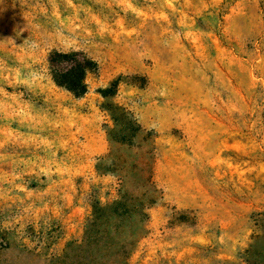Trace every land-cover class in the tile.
Masks as SVG:
<instances>
[{
  "label": "rangeland",
  "instance_id": "374dc122",
  "mask_svg": "<svg viewBox=\"0 0 264 264\" xmlns=\"http://www.w3.org/2000/svg\"><path fill=\"white\" fill-rule=\"evenodd\" d=\"M56 52L95 63L85 95ZM132 197L127 250L98 245ZM118 255L264 264V0H0V264Z\"/></svg>",
  "mask_w": 264,
  "mask_h": 264
},
{
  "label": "trees",
  "instance_id": "16d2710c",
  "mask_svg": "<svg viewBox=\"0 0 264 264\" xmlns=\"http://www.w3.org/2000/svg\"><path fill=\"white\" fill-rule=\"evenodd\" d=\"M50 71L54 83L66 91L70 92L76 97H81L87 92L86 77L89 72L95 69L96 65L93 61L87 59L86 57L81 56L78 53H60L56 52L51 55L50 60ZM137 130H134V134ZM135 135H133L134 137ZM141 201L137 198H123L121 200L111 203L106 208L100 207L98 209V220H99V231L97 235V243L102 244L104 239L103 236L107 231H104L102 228L108 230L109 226L116 232L118 231V224L125 220V218L131 215L132 209L129 208L128 204L136 203ZM145 214V213H144ZM147 216V215H146ZM115 240L110 246L114 245V249H119L122 247L123 250L126 246L121 240L119 233H115ZM124 256V258H123ZM118 255L113 257V264H124L127 263L126 255ZM111 260V259H109ZM101 264H105V261H102Z\"/></svg>",
  "mask_w": 264,
  "mask_h": 264
}]
</instances>
